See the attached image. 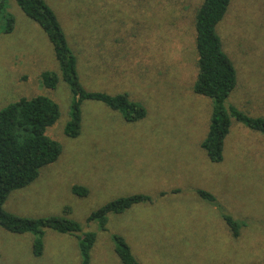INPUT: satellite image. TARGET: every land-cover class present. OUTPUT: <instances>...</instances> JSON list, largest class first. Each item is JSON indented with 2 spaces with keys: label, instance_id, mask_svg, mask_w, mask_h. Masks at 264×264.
<instances>
[{
  "label": "rangeland",
  "instance_id": "obj_1",
  "mask_svg": "<svg viewBox=\"0 0 264 264\" xmlns=\"http://www.w3.org/2000/svg\"><path fill=\"white\" fill-rule=\"evenodd\" d=\"M202 1L44 0L77 58L84 90L126 94L147 113L128 123L85 101L81 133L69 139L63 132L69 87L62 80L54 89L41 83L44 72L59 74L53 46L15 0H0V111L20 99L52 100L60 117L46 135L62 149L33 183L9 195L6 212L65 217L82 234L94 233L91 264H120L114 236L140 264H264V137L232 120L220 164L210 163L202 149L211 103L192 92L194 18ZM6 14L14 19L10 33ZM217 33L237 72L225 105L264 117V0H232ZM75 186L88 196L72 195ZM136 195L149 200L109 214L104 229L87 222L107 203ZM222 215L243 224L237 238ZM33 239L0 227V264H81L75 237L46 229L38 258Z\"/></svg>",
  "mask_w": 264,
  "mask_h": 264
},
{
  "label": "trees",
  "instance_id": "obj_2",
  "mask_svg": "<svg viewBox=\"0 0 264 264\" xmlns=\"http://www.w3.org/2000/svg\"><path fill=\"white\" fill-rule=\"evenodd\" d=\"M23 14L35 22L46 34L53 46L59 74L44 72L41 83L47 89H54L59 80L69 87L72 95L69 120L64 127V135L69 139L81 133V104L85 101L103 104L111 111L119 113L128 123L146 117L145 108L131 101L126 94L111 96L100 92H88L80 85L77 76V58L67 44L54 12L44 0H15ZM232 0H203L194 18L195 54L197 75L192 92L210 100L211 113L206 139L202 149L210 163L223 161L224 140L229 134L232 120L248 130L264 137V117H253L237 108L225 105L237 88V72L224 52L217 26L225 18ZM2 6V9L4 5ZM5 32L10 33L14 19L6 14ZM227 104V103H226ZM60 117L58 106L50 99L37 96L20 99L0 111V227L11 234H31L34 239L32 252L35 257L43 253V236L46 229L58 234L76 238L81 264H91V250L96 242L94 233L82 234L76 222L65 217L32 219L16 216L4 210V205L12 192L24 189L39 176L42 168L55 163L61 155V146L46 135ZM76 197L88 196V190L75 186L71 189ZM199 196L213 202L212 195L199 191ZM148 197L136 195L113 200L92 213L87 222H98L101 229L107 224L109 214H121L134 205L147 202ZM226 226L237 238L243 224L222 215ZM115 255L120 264H140L132 255L121 237L114 236Z\"/></svg>",
  "mask_w": 264,
  "mask_h": 264
}]
</instances>
